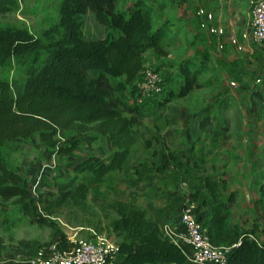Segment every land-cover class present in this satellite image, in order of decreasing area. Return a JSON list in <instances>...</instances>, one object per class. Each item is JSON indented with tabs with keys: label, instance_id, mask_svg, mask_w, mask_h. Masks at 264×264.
I'll return each instance as SVG.
<instances>
[{
	"label": "rangeland",
	"instance_id": "1",
	"mask_svg": "<svg viewBox=\"0 0 264 264\" xmlns=\"http://www.w3.org/2000/svg\"><path fill=\"white\" fill-rule=\"evenodd\" d=\"M61 1L20 0L17 9L0 14V23L39 35L57 23ZM137 1L118 0V9L124 11ZM152 1L154 27L167 22L175 26L170 29L168 42L162 45L166 55L149 51L145 63L158 69L164 80L171 72L167 64L188 57L199 61L208 55L209 70L200 82L209 84L167 104L163 103L165 93L139 96L137 102L146 105L151 117L144 118L136 128L137 143L124 170L102 179L75 172L74 166L90 156L110 158L114 148L107 137L61 131L59 138L80 142L74 153L64 157L53 154L37 139L17 141L10 160L24 174L33 195L44 199L39 214L57 227L10 216L7 220L12 221L6 230L15 243L27 236L42 248L62 236L75 243L89 239L94 232L117 243L120 233L109 228L116 216L103 209L106 204L129 200L149 211L154 204L152 198L160 194L154 189L165 188L173 199L177 198L176 212L191 203L198 208L195 197L206 193L207 175L226 177L228 190H239L232 222L250 225L256 220L263 229L264 200L259 188L264 182V103L262 85L257 80L264 79V45L256 44L246 29L253 0ZM201 8L212 12L215 23L227 29L229 35L232 32L238 36V46L230 44L227 35L217 37L201 27L203 20L197 14ZM86 30L94 39H103L112 28L97 23L89 14ZM19 76L14 64L0 69V77L12 80ZM79 181L89 184L90 190L84 202L75 203L66 196ZM4 210L0 207V212ZM262 232L257 235L260 239Z\"/></svg>",
	"mask_w": 264,
	"mask_h": 264
},
{
	"label": "trees",
	"instance_id": "2",
	"mask_svg": "<svg viewBox=\"0 0 264 264\" xmlns=\"http://www.w3.org/2000/svg\"><path fill=\"white\" fill-rule=\"evenodd\" d=\"M150 1L139 0L121 11L118 0H62L57 23L39 35L0 23V69L14 64L20 73L12 80L0 77V207L5 209L0 214L4 220L23 217L57 227L39 214L44 199L33 195L24 174L10 160L19 140L37 139L53 154L64 157L74 153L80 142L59 138L61 131L91 132L107 137L114 151L108 159L87 157L74 171L102 179L124 170L137 143L136 128L151 117L146 105L137 102L141 72L153 69L145 63V56L149 51L166 55L162 45L175 26L167 22L155 28ZM19 5L20 0H0V14ZM89 14L97 23L112 28L103 39H94L87 32ZM167 66L171 72L162 80L164 104L209 84L200 82L209 70L208 55ZM204 185L206 193L195 197L198 221L213 246L230 249L226 264H264V240L257 236L260 222L254 220L243 227L232 222L239 190H228L227 178L213 175L205 176ZM89 190V184L79 181L66 197L81 203ZM259 191L264 200V182ZM103 209L116 216L109 228L120 233L117 264L188 262L182 248L141 205L115 200ZM57 244L62 250L75 246L64 236Z\"/></svg>",
	"mask_w": 264,
	"mask_h": 264
},
{
	"label": "built area",
	"instance_id": "3",
	"mask_svg": "<svg viewBox=\"0 0 264 264\" xmlns=\"http://www.w3.org/2000/svg\"><path fill=\"white\" fill-rule=\"evenodd\" d=\"M197 14L203 20L201 21L203 29L206 28L214 36L225 35L224 28L215 23L216 18L212 12L201 8ZM249 29L253 41L256 44L264 45V0L252 1ZM230 39L232 44L238 46L239 40L236 37ZM141 78L139 88L142 97L145 94L162 93L163 77L161 73L147 68L141 72ZM257 83L262 84L261 93L264 103V82L259 78ZM38 185L39 181L34 188H37ZM181 223L185 229L183 239L192 249L191 254L187 256L189 264H226L230 249L212 245L202 224L198 221L195 204L184 206L181 212ZM120 254L118 243L94 232L89 239L75 242V246L69 250L60 249L57 243L42 247L31 262L33 264H117Z\"/></svg>",
	"mask_w": 264,
	"mask_h": 264
},
{
	"label": "crops",
	"instance_id": "4",
	"mask_svg": "<svg viewBox=\"0 0 264 264\" xmlns=\"http://www.w3.org/2000/svg\"><path fill=\"white\" fill-rule=\"evenodd\" d=\"M162 1L163 0H158L156 3L163 4L164 2ZM135 3L136 2H133V5L131 7H133ZM150 3L153 5L155 4V2H153L152 0L150 1ZM131 7H128V9H130ZM250 18H251V13H250V17L248 20V24L246 26L247 27L246 29H248L249 31H250L249 29ZM241 22H243V18L241 19ZM220 27H223V26H220ZM246 29L244 28V31ZM224 30H225V35L222 36L221 38H225V36L227 35L226 38L230 44H231L230 42L231 37H236L239 40L238 36L235 33L231 32V35H229L230 32L225 28ZM245 34L247 33L244 32V35ZM217 37H220V36H217ZM155 192L156 193L159 192L162 195L154 194L155 198H152V202L154 204H151L149 206L148 208L149 211L147 209L146 210L160 224L164 234L175 244L179 245L187 256L190 255L192 252V249L188 244L185 243L183 239V236L185 234V229L181 223V212L184 207H182L180 211L176 212L175 209L178 208V205L176 204L177 198L173 199V194L169 191H166L165 188L154 189V193ZM122 201H126V200H122ZM130 202H134V201H130ZM11 221L12 220H4L3 218L0 217V226H1L0 228V264H33L31 260L36 255L37 251L40 249V247H38L39 244H35V242H33L32 239L28 238L27 236L23 237L22 241L20 240L19 242L15 243L14 238L6 230V227L8 226V222H11ZM240 226L243 227L245 225L240 224ZM262 230L263 229L261 227L259 231L262 232ZM259 231H257V235L259 234ZM261 236H262V240H264V232H262ZM56 242L57 241H55V243ZM186 264H189V262H187Z\"/></svg>",
	"mask_w": 264,
	"mask_h": 264
}]
</instances>
